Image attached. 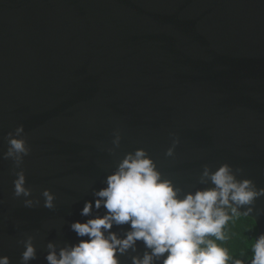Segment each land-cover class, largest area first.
<instances>
[{
    "label": "water",
    "instance_id": "water-1",
    "mask_svg": "<svg viewBox=\"0 0 264 264\" xmlns=\"http://www.w3.org/2000/svg\"><path fill=\"white\" fill-rule=\"evenodd\" d=\"M21 124L33 208L13 196L14 164L3 159ZM137 148L184 192L212 187L199 182L203 167L224 163L264 188V0H0V255L20 264L18 241L32 235L30 264H48V242L87 239L71 223L90 218L85 203ZM255 207L258 238L264 197Z\"/></svg>",
    "mask_w": 264,
    "mask_h": 264
},
{
    "label": "clouds",
    "instance_id": "clouds-1",
    "mask_svg": "<svg viewBox=\"0 0 264 264\" xmlns=\"http://www.w3.org/2000/svg\"><path fill=\"white\" fill-rule=\"evenodd\" d=\"M8 144L4 160L14 164L13 196L23 198V206H40L27 187L24 159L31 153L23 124L5 137ZM123 139L120 129L113 132L112 154ZM179 137L165 155L172 157ZM228 163L215 170L208 165L200 174V184L212 187L184 192L172 179L164 177L155 159L145 148L128 152L107 176L106 187L94 190L95 201H87L81 215L86 222L76 221L70 228L80 239L77 244L59 245L48 242L45 259L48 264H121L120 257L138 251L142 241L145 251L132 255L131 264H264V233L248 244L252 255L245 252L236 257L224 242L228 240L226 226L241 217L258 216L256 201L264 197L251 179H240ZM43 207L54 210L56 196L51 189L41 193ZM103 208L105 214L99 215ZM255 214V216L253 215ZM128 224L123 234L113 226ZM35 237L28 235L18 241L23 246L20 264H30L38 258ZM167 254V255H165ZM0 264H12L11 257L0 255Z\"/></svg>",
    "mask_w": 264,
    "mask_h": 264
},
{
    "label": "trees",
    "instance_id": "trees-1",
    "mask_svg": "<svg viewBox=\"0 0 264 264\" xmlns=\"http://www.w3.org/2000/svg\"><path fill=\"white\" fill-rule=\"evenodd\" d=\"M226 231L229 238L224 242V246L229 248L230 253L239 258L240 253L245 252L250 257L252 253L248 244L257 234V225L253 224L252 218L241 217L235 222H230Z\"/></svg>",
    "mask_w": 264,
    "mask_h": 264
}]
</instances>
